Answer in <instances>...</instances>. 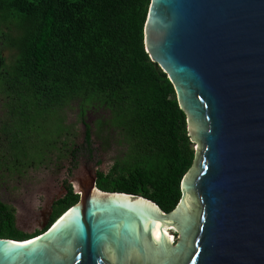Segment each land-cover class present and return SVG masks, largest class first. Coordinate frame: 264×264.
<instances>
[{"label": "water", "instance_id": "1", "mask_svg": "<svg viewBox=\"0 0 264 264\" xmlns=\"http://www.w3.org/2000/svg\"><path fill=\"white\" fill-rule=\"evenodd\" d=\"M145 45L196 149L167 213L74 181L77 204L0 264H264V0H151Z\"/></svg>", "mask_w": 264, "mask_h": 264}, {"label": "trees", "instance_id": "2", "mask_svg": "<svg viewBox=\"0 0 264 264\" xmlns=\"http://www.w3.org/2000/svg\"><path fill=\"white\" fill-rule=\"evenodd\" d=\"M150 5L151 0H0V95L8 100L2 122L11 151L0 162L5 170L40 162L61 138L64 109L77 101L84 119L90 109L107 111V122L128 141L132 163L99 171L98 187L142 195L167 213L177 207L196 149L175 87L146 49ZM12 27L18 35H11ZM22 154L33 160L27 163ZM79 200L68 185L53 204L49 225L34 233L19 229L15 209L0 201V238H34Z\"/></svg>", "mask_w": 264, "mask_h": 264}, {"label": "rangeland", "instance_id": "3", "mask_svg": "<svg viewBox=\"0 0 264 264\" xmlns=\"http://www.w3.org/2000/svg\"><path fill=\"white\" fill-rule=\"evenodd\" d=\"M16 32L18 35V29L12 27L11 35ZM7 101L0 95V162L5 154V160L11 158L2 122L8 117ZM62 117L65 129L61 138L55 146L46 148L40 162L22 169L19 166L14 172L0 164V201L15 209L18 228L28 233L49 225L53 204L67 193L68 185L72 184L76 191L74 181L91 180L99 171L107 173L117 162L123 166L132 163L126 137L111 121L107 122L110 114L104 109H90L84 119L75 101L64 109ZM100 121L104 124L100 125ZM86 124L92 130L90 145ZM73 148L79 149L77 155L72 154ZM22 158L27 163L33 160L25 154Z\"/></svg>", "mask_w": 264, "mask_h": 264}]
</instances>
